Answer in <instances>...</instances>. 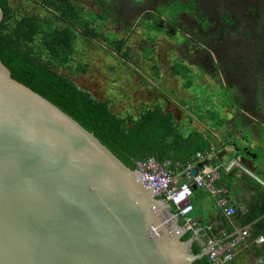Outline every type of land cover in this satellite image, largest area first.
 <instances>
[{
  "label": "water",
  "instance_id": "95a60500",
  "mask_svg": "<svg viewBox=\"0 0 264 264\" xmlns=\"http://www.w3.org/2000/svg\"><path fill=\"white\" fill-rule=\"evenodd\" d=\"M179 222L143 174L0 59V264H194L209 247L192 254Z\"/></svg>",
  "mask_w": 264,
  "mask_h": 264
},
{
  "label": "rangeland",
  "instance_id": "374dc122",
  "mask_svg": "<svg viewBox=\"0 0 264 264\" xmlns=\"http://www.w3.org/2000/svg\"><path fill=\"white\" fill-rule=\"evenodd\" d=\"M141 1L106 0L111 2L107 16L99 0H70L78 9V25L71 23V16L58 19L77 37L76 54L71 68L59 72L126 120H142L146 109L161 106L185 131L192 126L217 131L216 120L231 118L235 102L254 122L252 131H264V77L250 76L248 65L250 56L264 66V0H251L257 15L214 11L203 2L184 3L181 11H173L174 6L163 0L147 3V10L139 13L135 8ZM9 3L12 23L23 16L43 19L54 13L47 8L51 0ZM140 20L145 24L138 25ZM148 22L158 24L162 32ZM114 41H123V49L117 51ZM246 42L250 43L248 51ZM223 94L231 102L222 99ZM235 114L238 118L239 109ZM231 123L229 119L218 130L233 131ZM259 153L263 157L264 144ZM249 247L244 252L241 249L234 264H264L258 259V248Z\"/></svg>",
  "mask_w": 264,
  "mask_h": 264
},
{
  "label": "trees",
  "instance_id": "16d2710c",
  "mask_svg": "<svg viewBox=\"0 0 264 264\" xmlns=\"http://www.w3.org/2000/svg\"><path fill=\"white\" fill-rule=\"evenodd\" d=\"M52 4L47 8L53 9L54 13L48 14L49 18H39L36 15L23 16L11 22V7L9 0H0V6L4 12V18L0 25V59L10 69L12 77L39 93L53 104L73 117L84 128L106 145L127 167L132 170L137 168L138 162L149 158H155L159 163L169 162L168 168L176 171L177 163H186L199 152H206L213 145V141L203 135L198 127L185 131L179 126L170 112H166L161 106H151L143 112L142 120H126L113 113L106 103L89 97L87 93L69 77L59 72L60 68L68 69L71 58L76 54L77 37L68 26L60 24L58 16H71L72 22L78 25L75 18L76 6L71 5L70 0H51ZM104 11L111 2L99 0ZM145 1V0H144ZM137 3L135 8L139 13L147 10L148 0ZM168 5H173V11L182 10L184 3L193 4L203 2L207 9L214 7V11L236 13H255L251 0H163ZM98 5V4H97ZM75 11V12H74ZM107 16V11L104 12ZM257 13V14H256ZM224 16V14H222ZM95 18V15H91ZM92 20V19H91ZM90 22L87 18L86 23ZM83 25L84 23H80ZM145 24L140 20L138 25ZM150 28L162 32L158 24L148 22ZM151 29V30H152ZM260 32V31H258ZM170 34V33H169ZM171 35V34H170ZM123 41H114L113 46L117 51L123 49ZM249 42L245 43L246 50ZM257 59H263L262 57ZM248 65L251 68L250 76L264 77V66L258 61L248 57ZM264 64V59L262 61ZM179 67L175 72H179ZM222 99L230 100L227 94ZM222 103V101H221ZM239 117L236 111L230 117L217 119L215 127L212 117H208L211 127L219 131L229 121H233V131H251L254 122L243 115L240 106ZM232 105V104H231ZM252 108V106H251ZM249 114L252 109H248ZM174 212V209L172 208ZM234 216H239L236 212ZM232 216V217H234ZM250 231V230H249ZM259 236L251 233L254 240ZM192 238V233H187L182 240ZM257 248V246H253ZM204 246L195 241L191 252L198 255ZM258 259L264 263V247L258 248ZM194 264H212L208 256L197 260Z\"/></svg>",
  "mask_w": 264,
  "mask_h": 264
},
{
  "label": "crops",
  "instance_id": "0c3cea01",
  "mask_svg": "<svg viewBox=\"0 0 264 264\" xmlns=\"http://www.w3.org/2000/svg\"><path fill=\"white\" fill-rule=\"evenodd\" d=\"M202 133L213 141L211 147H215L217 155H221L216 156L214 165L210 164L204 170L222 169L240 149L241 152L238 153L242 165L256 177L235 168L232 173L223 174L215 183L222 191L221 196L229 201V205L237 210L239 216H225L217 205V197L211 196L203 189L195 190L192 199L195 211L191 217L197 226L203 229L199 237L200 244L206 245L212 240L221 242L245 228L252 234H259L258 237L264 236V155L261 157V152L258 154L261 158H257L259 156L256 155L264 144V131H202ZM246 151L251 155H246ZM208 227L211 229L208 230ZM249 246L248 243L243 246L242 252L251 248ZM263 247L264 245H259L257 248Z\"/></svg>",
  "mask_w": 264,
  "mask_h": 264
},
{
  "label": "built area",
  "instance_id": "2783aa9c",
  "mask_svg": "<svg viewBox=\"0 0 264 264\" xmlns=\"http://www.w3.org/2000/svg\"><path fill=\"white\" fill-rule=\"evenodd\" d=\"M217 156V149L211 147L206 152L197 153L192 159L184 163H177V170L169 167L170 163H159L155 158L138 162L136 170L143 174L152 185L164 204H168L174 209V217L182 219L188 232L198 236L201 229L191 218L195 211L193 197L195 194L194 186L203 189L213 197H217V205L222 213L227 217L236 214V209L229 205V201L221 196L222 191L216 188L215 183L219 179L221 172L218 168L204 170L197 176H192L191 172L205 160H211ZM245 170L237 160H233L224 167L226 173H230L234 168ZM251 174V173H249ZM251 241V233L248 229H242L235 234L228 236L221 242L210 241L208 252L209 261L212 264H233L237 252L241 247ZM256 245L264 244V236L258 237L253 241Z\"/></svg>",
  "mask_w": 264,
  "mask_h": 264
},
{
  "label": "clouds",
  "instance_id": "9594fccd",
  "mask_svg": "<svg viewBox=\"0 0 264 264\" xmlns=\"http://www.w3.org/2000/svg\"><path fill=\"white\" fill-rule=\"evenodd\" d=\"M188 108H189V107H187V110H189ZM248 118H249V117H248ZM208 124L211 126V122H210V121H208ZM210 149H211V148H210ZM234 150H237V149H234ZM238 152H241L240 149L237 150V151L235 152L234 157H233L231 160H229L228 163H230V162L233 161V160H237V161L240 163V165H241L245 170H247L249 173H251V174L247 173L246 171H244V170H242V169L240 168L242 171H244L245 173L249 174V175L252 176V177H256V175H255L254 173H252L251 171H249L248 169H246V168L242 165L240 155H239V158H238V159L235 158L236 154H239ZM217 157H218V155H217ZM215 158H216V157H215ZM215 158H213V159H211V160H214ZM211 160H205V161H211ZM205 161H204V162H205ZM204 162H203V163H204ZM201 164H202V163H201ZM226 165H227V164H226ZM226 165H224V166L222 167V169H221V168H218V169L220 170V172H221L220 177H221L223 174H229V173H226V172L224 171V167H225ZM236 168H238V167H236ZM204 169H205V168H204ZM204 169H203V170H204ZM211 169H216V168H211ZM203 170L200 171L199 173L203 172ZM233 170H235V168H234ZM233 170H232L230 173H232ZM198 175H199V174H198ZM220 177H219V179H220ZM219 179H218V180H219ZM218 180H217V181H218ZM217 181H216V182H217ZM216 188H217V187H216ZM160 198H161V197H160ZM161 199H162V198H161ZM172 208H173V207H171V209H172ZM236 211H237V210H236ZM172 212H173V211H172ZM191 218H192V217H191ZM179 223H180V225H181L184 229H186L185 226H184V221H182V219H180V222H179ZM196 225H197V224H196ZM197 227H198V226H197ZM200 229H201V228H200ZM210 229H211V227H208V230H210ZM248 230H249V229H248ZM186 231H187V230H186ZM187 233H191V232H188V231H187ZM202 233H203V229H201V232H200V234H199L198 236H194L193 233H192V238H195L196 241L199 242V240H200L199 237H201ZM226 238H227V237H226ZM226 238H225V239H226ZM225 239H224V240H225ZM254 240H255V239H254ZM254 240L251 238V241L248 242V245H251V246H254V245H255V246L258 247L259 245H256V244L253 243ZM212 241H213V240H212ZM262 245H264V244H262ZM203 246H204L203 249H206V248H208V247H209V248L211 247V246L209 245V242H208L206 245H203ZM241 248H242V247H241ZM240 250H241V249H240ZM240 250H239V251H240ZM239 251L237 252V255H236V257H235V260H236V258H237V256H238ZM208 252H209V251H208ZM207 256H208V254H207ZM235 260H234V262H235ZM234 262H233V264H234Z\"/></svg>",
  "mask_w": 264,
  "mask_h": 264
},
{
  "label": "flooded vegetation",
  "instance_id": "af4514ba",
  "mask_svg": "<svg viewBox=\"0 0 264 264\" xmlns=\"http://www.w3.org/2000/svg\"><path fill=\"white\" fill-rule=\"evenodd\" d=\"M243 115H245L243 112H242ZM252 131V130H251Z\"/></svg>",
  "mask_w": 264,
  "mask_h": 264
}]
</instances>
